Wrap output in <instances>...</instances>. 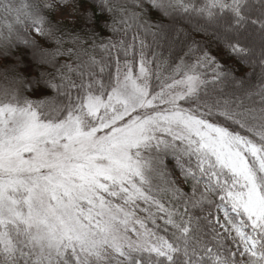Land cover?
<instances>
[{"label": "snow or ice", "instance_id": "1", "mask_svg": "<svg viewBox=\"0 0 264 264\" xmlns=\"http://www.w3.org/2000/svg\"><path fill=\"white\" fill-rule=\"evenodd\" d=\"M91 2L102 13L113 11L110 0ZM138 2L162 19L173 12L197 18L196 31L214 37L242 63L255 67V58L264 70V0ZM84 18L95 23L91 13ZM24 20L55 49L16 35ZM45 23L35 0H0V78L18 73L21 65L35 70L34 62L55 68L60 80L42 72L29 81L32 90H56L54 99L32 101L0 89V264H245V258L246 264H264V89L210 95L201 88L209 83L201 78L203 68L211 69L212 84L243 81L194 40L189 52L201 54L177 69L180 79L161 82L156 76L150 92L151 61L141 41L138 60L133 44L119 45L126 58L137 60V75L126 59L122 78L117 66L104 83L99 74L105 67L94 57L75 69L56 64L72 49H63V37ZM144 27L157 42L183 35L175 28L166 33L162 24L156 32L154 24ZM69 39L86 51L79 36ZM103 47L111 53L118 45ZM71 72L79 83L70 79ZM73 90L80 94L73 96ZM252 95L260 97L258 103ZM165 156L174 159L191 196L177 181L163 179ZM157 179L161 183H154ZM201 204L223 213L225 223L212 216L213 241L225 239L223 229L235 251L218 242L208 247L200 239L187 211ZM148 224L165 233L172 229L171 238Z\"/></svg>", "mask_w": 264, "mask_h": 264}, {"label": "trees", "instance_id": "2", "mask_svg": "<svg viewBox=\"0 0 264 264\" xmlns=\"http://www.w3.org/2000/svg\"><path fill=\"white\" fill-rule=\"evenodd\" d=\"M15 3L19 4V0H14ZM35 3L41 10V14L45 17L46 23L44 27L53 28L56 35L63 37L65 43L63 49H72L71 56L57 57L56 64L64 65L69 64L73 69L83 61L89 60L94 57L99 65L105 67V72L99 74V78L104 82L108 83L109 80L116 75L117 66L120 67L121 78L124 72V63L127 59L132 62L133 76L138 73L137 60L140 55L141 41L143 42V54L146 59L151 61L149 65V89L156 87V76L161 78V82L168 80L170 77L175 76L176 79L182 78L177 74V69L182 66H189L196 62V56L201 53L197 52L196 56L189 52V47L192 45L193 40L199 42V45L203 47V50L210 53L215 57L216 61L223 66L224 69L233 73V78L243 81L239 84L243 89H255V85L264 84V72L260 78L259 71L261 70L259 65L252 67L249 63H242L239 58L234 55H230L225 49L217 44L216 40L212 36H205L195 29L188 30L179 44H175L173 50L169 51L171 46V38L168 40L166 45L165 41H159L153 37L148 31H146L144 24H154L156 27L151 29L152 32H156L158 27L162 24L165 32L169 29H173L177 22H182V17L176 16L173 12L172 15L166 16L163 19L160 14L154 9H150L147 6L141 10V5L138 0H110V6L113 8L112 12L102 13L98 6L93 4L91 0H71V3L62 4L61 0H35ZM47 5L48 7H45ZM59 5H63L68 8L71 12L70 16H61ZM91 13L95 19V23H89L85 20V15ZM173 17H176L175 22ZM175 24V25H174ZM171 25H174L170 28ZM182 25L183 22H182ZM17 32L21 39H27L32 37L36 39L38 43H41L49 51H53L56 47L54 43L44 44L43 39L38 37L34 32L31 21L24 20L21 25H17ZM115 28V31L113 30ZM79 36L83 41V49L81 46L74 44L69 37ZM135 38V39H133ZM117 44L118 48L111 50V53L104 49V45ZM13 43H15V36L13 37ZM123 44L127 47L129 44H133V54L137 60L133 59V56L127 58L123 55V48L119 45ZM174 45V44H172ZM19 50L24 51V45H19ZM30 51V50H29ZM79 56V59H78ZM35 70L24 69L20 66L18 73L9 74L7 79L0 78V89L7 90L9 92L15 91L19 98H26L32 101H40L45 99H54L57 97V92L54 89H43V90H32L29 87V81L37 78L39 73L48 72L49 77L54 78V82L59 84L60 80L55 76L56 69L49 68L48 65H35ZM260 69V70H259ZM259 70V71H258ZM62 72H66V69H61ZM201 78L209 81L201 85L202 89H205L210 95L221 96L223 92H227L232 86L228 80L217 82L216 84L210 83L212 80V74L210 68H203L200 70ZM154 74V75H153ZM68 76L72 81L79 83V76L76 72L68 73ZM14 77V79H13ZM254 87V88H252ZM80 94L78 90H73L72 95L76 96ZM241 93L237 94L240 95ZM226 98V97H225ZM63 101V97H60ZM252 100L259 102L260 97L258 95H252ZM165 166L167 175L163 177L164 180L171 179L177 181L176 187L180 189L183 194L191 196V186L183 179L178 168L175 167V161L171 156H165ZM154 183H161L160 179L154 181ZM215 200V196L212 197ZM172 206L179 212H184V206L177 202L172 201ZM140 215H145L141 213ZM187 215L192 218L195 225L200 230V239L208 247H214L215 243H219L224 247H227L231 251H235L233 242L227 239V234L220 229V232L225 239L217 238V241H213L214 233L212 232V216H217V210L211 204H201L196 207H188ZM157 224L161 227L162 221L156 220ZM139 227L138 225L136 226ZM149 229H153L151 224H148ZM217 227H219L217 225ZM158 231L159 235L164 236L166 239H170L172 235V229H169L167 233ZM142 231V230H141ZM129 236L133 240L137 238L136 233L129 232ZM203 246V245H201ZM223 251V248L221 249ZM226 255V253H225ZM246 261V258H245Z\"/></svg>", "mask_w": 264, "mask_h": 264}, {"label": "rangeland", "instance_id": "3", "mask_svg": "<svg viewBox=\"0 0 264 264\" xmlns=\"http://www.w3.org/2000/svg\"><path fill=\"white\" fill-rule=\"evenodd\" d=\"M60 14H61V16H70L71 15V12H70V10L68 8H65L64 6H60ZM182 22H183L184 25H182ZM182 22H179V23L177 22L176 25L174 24L175 26L174 25H171L170 26V28L174 26L175 29H178L181 32H183V35H179V33H174L172 35V38H171V41H170L172 47H169V51H171V50L174 49L175 44L176 45L179 44V42L182 40V38L185 36V34L187 33L188 30L196 29V26H197V18H195V17L192 18V19H184V18H182ZM169 44L166 42V45H169ZM172 44H174V45H172ZM252 63L255 64V65H259L258 63H256V59L255 58L252 59ZM262 72H264V70L261 69L259 71V73H261L259 75L260 78L262 77ZM137 82L139 83L140 81H137ZM258 84H256L254 86L255 89H251V87H250L249 90L248 89H246V90L249 91L250 93H256L257 90L264 89V84H261V85H258ZM254 87H252V88H254ZM240 89H243V88L240 87L239 84H237L235 86H232L227 92H223V93H227L229 95H233V94L237 95V94L240 93V91H239ZM149 91H150V89H149ZM237 96H239V95H237ZM217 216H219L220 223H225V218H224V215H223L222 212H218L217 211Z\"/></svg>", "mask_w": 264, "mask_h": 264}]
</instances>
